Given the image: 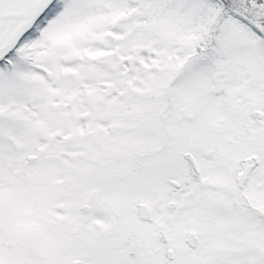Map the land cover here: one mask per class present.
<instances>
[{
    "label": "snow or ice",
    "instance_id": "snow-or-ice-1",
    "mask_svg": "<svg viewBox=\"0 0 264 264\" xmlns=\"http://www.w3.org/2000/svg\"><path fill=\"white\" fill-rule=\"evenodd\" d=\"M0 264H264V0H0Z\"/></svg>",
    "mask_w": 264,
    "mask_h": 264
}]
</instances>
